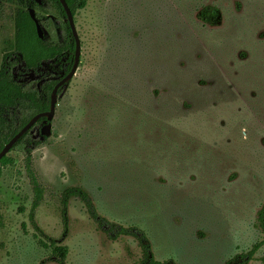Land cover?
Masks as SVG:
<instances>
[{
	"label": "rangeland",
	"instance_id": "1",
	"mask_svg": "<svg viewBox=\"0 0 264 264\" xmlns=\"http://www.w3.org/2000/svg\"><path fill=\"white\" fill-rule=\"evenodd\" d=\"M75 18L82 57L58 94L47 139L30 140L47 193L35 222L69 249L67 264H139L133 237L108 239L98 214L149 237L156 260L227 264L262 241L264 209V0H87ZM210 8L216 17L202 20ZM16 6L0 16V68L13 50ZM48 42L64 19L36 12ZM32 80L31 85H35ZM0 178V264H59L31 220L25 145ZM249 264H264V246Z\"/></svg>",
	"mask_w": 264,
	"mask_h": 264
},
{
	"label": "trees",
	"instance_id": "2",
	"mask_svg": "<svg viewBox=\"0 0 264 264\" xmlns=\"http://www.w3.org/2000/svg\"><path fill=\"white\" fill-rule=\"evenodd\" d=\"M42 1L43 3L40 5L36 0H0V16L3 15L5 6H16L13 50L6 54L0 68V154L34 117L51 110L54 88L59 80L64 79L72 71L75 64L76 42L62 3L60 0ZM66 2L75 18L78 12L86 9L88 5L87 0H66ZM48 4L57 9L59 15L64 19L65 38L62 43L40 39L37 26L31 17V10L35 12L43 11ZM217 13V9L210 8L205 17H202V20L208 23L211 17L217 16ZM37 18L43 22L46 20L39 14H37ZM17 66L26 70V78H19L16 73H13L14 68ZM60 73H63V76L59 77ZM32 80H35V85H31ZM63 88L60 89L59 93ZM45 120L47 118L39 120L10 152L25 145L27 151L25 170L34 194L31 208L32 223L36 230L49 240V245L42 244L46 249L52 251V258L56 259L59 264H67L68 247L60 246L55 240L47 237L35 222L36 213L45 201L47 190L39 179L33 160V149L39 146V143L31 141L30 135ZM14 163V158L8 155L1 160L0 165L5 168L14 165ZM1 176L2 169H0V178ZM72 199L81 200L97 228L108 239L118 241L122 237L135 238L142 251V259L139 264H174L173 261L159 262L156 260L153 245L144 231L137 227L116 226V224H112L101 217L90 195L82 188H69L61 196V216L65 236L70 228L69 203ZM2 219L0 213V226H2ZM258 228L263 236L262 241L257 243L251 251L237 256L236 259L229 261L227 264H249L256 253L264 246V209L260 211L258 216Z\"/></svg>",
	"mask_w": 264,
	"mask_h": 264
},
{
	"label": "water",
	"instance_id": "3",
	"mask_svg": "<svg viewBox=\"0 0 264 264\" xmlns=\"http://www.w3.org/2000/svg\"><path fill=\"white\" fill-rule=\"evenodd\" d=\"M36 2L38 4H42L43 1L42 0H36ZM60 2L63 5V8L66 12L67 15V20L70 24L75 42H76V54H75V64L74 67L72 69V71L59 83L57 84V86L54 88L53 91V96H52V106H51V110L49 112L46 113H42L37 115L36 117H34L31 122L25 126L20 132L19 134H17L12 141L5 147V149L3 150V152L0 154V162L1 160L8 156L11 149L16 145V143L25 135L27 134L37 123L39 120H41L42 118H47V120H45V125L41 131V135L43 138H47L50 136L51 134V130H52V123L53 120L56 116V111H57V107H58V94L59 91L62 87H64L65 85H67L68 83H70L74 77L77 74V71L79 69L80 63H81V57H82V42H81V38L77 29V25L75 22V17L70 9V7L68 6L66 0H60ZM31 17L34 20L36 26H37V31L39 34L40 39L44 40L45 39V32L43 30L42 25L40 24L36 12L34 10L30 11Z\"/></svg>",
	"mask_w": 264,
	"mask_h": 264
},
{
	"label": "flooded vegetation",
	"instance_id": "4",
	"mask_svg": "<svg viewBox=\"0 0 264 264\" xmlns=\"http://www.w3.org/2000/svg\"><path fill=\"white\" fill-rule=\"evenodd\" d=\"M15 70L13 71V73H16L18 76H19V78H26V70L23 68V67H19V66H17V67H15L14 68ZM52 75H54V74H52ZM60 76H63V73H60V75H59V77ZM28 77V76H27ZM63 79H61V80H59V82H58V84L62 81ZM57 86V85H56Z\"/></svg>",
	"mask_w": 264,
	"mask_h": 264
}]
</instances>
